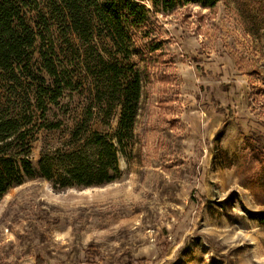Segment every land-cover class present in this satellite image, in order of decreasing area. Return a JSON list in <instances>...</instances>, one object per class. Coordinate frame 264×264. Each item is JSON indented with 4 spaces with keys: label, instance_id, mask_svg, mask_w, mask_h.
Listing matches in <instances>:
<instances>
[{
    "label": "rangeland",
    "instance_id": "1",
    "mask_svg": "<svg viewBox=\"0 0 264 264\" xmlns=\"http://www.w3.org/2000/svg\"><path fill=\"white\" fill-rule=\"evenodd\" d=\"M35 2L27 21L74 81L41 118L33 100V77L44 74L38 44L32 74L0 71V117L32 118L36 168L41 155L71 144L66 129L36 127L81 119L102 79L52 1ZM145 4L149 29L134 41L160 49L142 84L133 149L118 154V178L84 188L35 175L11 187L0 197V264H264V0L168 11ZM129 63L138 67L136 57ZM103 118L95 115L92 127L111 133L118 109L110 128Z\"/></svg>",
    "mask_w": 264,
    "mask_h": 264
},
{
    "label": "trees",
    "instance_id": "2",
    "mask_svg": "<svg viewBox=\"0 0 264 264\" xmlns=\"http://www.w3.org/2000/svg\"><path fill=\"white\" fill-rule=\"evenodd\" d=\"M55 12L65 20L66 28L94 55L93 68L102 79L95 85V95L85 106L78 121H44L37 132H71V144L57 147L43 154L33 167L30 159L34 140L32 118L22 123L14 118L0 117V197L24 178L35 175L55 180L60 187H92L107 184L119 176L118 154L128 158L134 144V125L142 84L148 79V70L156 64L157 41L143 42L136 46L134 35H146L149 29V10L145 0H51ZM157 11H168L178 5L192 3L204 9H213L218 0H148ZM35 0H0V71L13 77L32 74V50L38 44L37 53L43 75L34 76V109L47 118L60 105L64 92L74 84L73 78L60 65L53 44L44 49L43 33L32 27L26 18V10H35ZM50 26L44 16L39 17ZM96 38L104 39L105 46L98 48ZM41 42V44L39 43ZM116 49L124 67L113 57L110 49ZM81 56V55H80ZM136 57L138 67L130 64ZM90 72L88 63L83 62ZM127 68V69H125ZM118 109L116 126L111 133L94 129V116L103 127L110 128L111 116ZM47 120V119H46ZM14 149H8L14 145ZM19 146V147H18Z\"/></svg>",
    "mask_w": 264,
    "mask_h": 264
}]
</instances>
